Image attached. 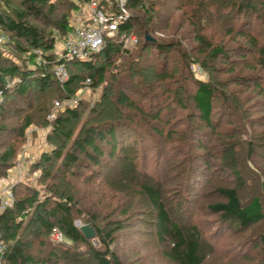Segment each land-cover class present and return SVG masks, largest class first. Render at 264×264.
Masks as SVG:
<instances>
[{"label":"trees","instance_id":"obj_1","mask_svg":"<svg viewBox=\"0 0 264 264\" xmlns=\"http://www.w3.org/2000/svg\"><path fill=\"white\" fill-rule=\"evenodd\" d=\"M80 1L86 4L91 2V0ZM10 2V0H0V27L3 32L10 35L12 41L9 46L11 49L19 54H27V57L21 60L18 65L17 60L10 61L8 56L0 51V93L4 99L7 100L11 94H14L23 100V104H28L32 90L36 88L40 92H45L58 82L54 77V71L62 63L66 67L73 66L86 72L88 78L85 79V82L90 80L94 87L104 84V93L99 102L90 110L88 117H85L76 135L73 131L64 132L63 128L73 120H81L78 108L67 107L64 112L59 113L64 116L54 120L53 132H56L55 136L67 144L54 148L50 153L41 157V161L45 163L48 170L41 165V161L36 164L37 169L42 171L44 180L51 182L47 186V196L41 200L36 193L32 192L29 195L28 192V195H17L18 193L14 191V206L0 214V235L4 246L0 252V264H52L51 260H56L55 258L58 260L59 256L55 253L47 254V259L40 256L43 254H40L39 257L34 255L31 251V243L24 240L27 230H34L30 236L32 235L35 240H38L45 235L50 238L53 228H58L66 238L67 243L55 245V250L61 249L60 251L64 252L65 257L71 256L70 252L73 246L80 245L84 249L79 254L89 255L96 264H123L120 256L116 255L112 249L117 241L113 235L115 231H108L107 227L99 224V215L88 216L85 207H78L74 194L65 186L68 184L67 181L70 183L72 179L82 176L77 171L78 169H105L109 167V161L115 159L124 162L123 164L128 170L124 172L125 175L119 183L120 188L129 190L130 186L139 185L141 196L145 199L144 202L153 209L155 234L157 239L166 244L168 248L167 260L173 264H208L211 253L199 230L174 220L169 206L163 200L161 191L148 183L139 184V177L135 174L138 146L142 140L146 139V133L150 131L155 136L167 140L174 134V131L170 129L173 126V121L165 114V104L167 107L170 99L158 105L155 101L154 89L166 87L167 95L171 96L170 102L175 103L183 111L192 109L196 115L193 113L191 115L197 116L198 124H201L202 128L210 131L215 137L218 136V132H222L219 131L221 121H213V117L216 115V100H221L223 110L218 115L230 117L226 123L228 126L226 133L238 137L240 142L247 141V153L243 161L249 174L251 171H255L254 174L251 173L254 183L259 184V178L262 179L263 183L260 185L263 191L264 159L261 160L263 166V170H261L257 167L256 158H259L258 150L264 148L261 145L264 133L262 136H253L252 140L251 138L247 140L248 135L243 123H240L239 127L233 126L235 113L238 116L236 121L243 120V118L241 107L233 97L234 93L229 92V87H226L222 82H213L212 77L208 83L196 81L190 71L192 59L189 58L188 50H182L174 43L153 41L149 38V33L169 30V18L176 11L186 12L188 8H192L195 10V14H186L181 28L188 22L194 25V31L197 30L195 40L199 44L201 54L206 55L205 62L201 65L206 69H211L214 68L212 65L214 61L219 58H227L228 54L222 46L212 45L210 41H207L208 38L201 31L207 29L206 17L213 16L216 13L217 4L218 7L219 4H222L227 8H237L238 17L249 13V20L253 26L254 18L261 19L259 15H256V11L259 9L264 11V0H232L229 3L224 0H146L144 1L146 3L142 5V0H132L128 4V10L130 13L132 10H142L145 16L143 20L130 14L131 17L120 24L115 37L107 39L105 47L99 53L92 55L87 61L72 62L62 58L57 59L56 38L52 34L46 35L43 29L34 25V22H43V26L52 25L62 34H69L72 31L69 17L59 5L62 3L69 8V11L73 12L76 10L73 1L22 0V9L19 10L12 9ZM202 5L207 11L199 17L196 15V11L203 9ZM100 7L108 14L115 12L111 0L100 2ZM60 12H63V15L60 16ZM221 12L223 13L222 19L225 17L224 15L229 16L228 12L219 10V13ZM222 21L221 23H223ZM212 23H218V26L225 25L219 23L217 17L211 20ZM228 32L230 35L237 34L242 44L251 46L252 52L245 47H242L241 52H246L247 55L250 52L252 56L248 66L249 71L263 74V77H255L252 86L259 95H264V43H261L256 34L245 31L244 26L240 30L230 27ZM131 37H136L139 41L133 50L125 46L126 40ZM153 47L160 54L177 53L176 56L181 59L183 71H187L184 80L190 84L193 92L188 90L176 92L178 86L176 89L173 88L176 86L178 77L175 71H168L165 67L161 70L155 68L154 70L157 71H153L155 75L148 76L147 67L143 63L148 62L147 52ZM37 52L41 54L37 55ZM119 58H124V60L122 65L117 66ZM38 60L40 61L38 62ZM110 68L116 70L120 68L121 71H108ZM122 72L127 73L131 82L122 76L118 77V74ZM15 79L17 86H11L10 80ZM78 79L77 76L70 75L68 81L61 85L66 100L72 99L71 87ZM109 79L111 83H108ZM240 79L241 85L248 81L247 76ZM134 82L140 86L139 89L135 87ZM108 89L109 91L112 89V91L107 95L105 91ZM144 100H148V102L145 103ZM146 104L149 108L145 107ZM8 108L11 107L0 105V132L9 130L3 124V119L9 114ZM226 110H230V112H225ZM14 114L18 113L14 111ZM253 123L251 124H256ZM28 124H30L29 120ZM236 124L238 123H235V126ZM253 127L255 128V126ZM16 133H18V137H23L25 128ZM198 144L202 150L209 151L202 138L199 139ZM13 158L16 157L15 148L12 147L0 155V177L3 176L2 170L6 172L10 169ZM231 158L232 153H226L224 161H222L227 169L228 165L232 164ZM56 163H59L58 167L55 166ZM208 165L210 163H207ZM54 168L56 172L53 171ZM236 175L240 180L241 173L238 170ZM72 182L74 183V181ZM218 193L224 201L210 205L209 210L219 216L220 222L246 231L264 221V202L261 197L251 196L248 200L243 201L236 188H221L218 189ZM79 216H84L86 222L90 223V226L95 230L94 239H86L80 228L75 225ZM120 225L117 227L118 231L123 229ZM256 247L260 249L263 258L261 262L254 264H264V233L260 234Z\"/></svg>","mask_w":264,"mask_h":264},{"label":"rangeland","instance_id":"obj_2","mask_svg":"<svg viewBox=\"0 0 264 264\" xmlns=\"http://www.w3.org/2000/svg\"><path fill=\"white\" fill-rule=\"evenodd\" d=\"M10 1L12 9H22V0ZM71 1L75 3L76 7L73 12L69 11V8L62 3L59 6L68 15L69 25L73 30L92 23L95 16L92 5L94 2L103 3L108 0H91L89 4L82 3L80 0ZM144 1L146 0H142L141 5L146 3ZM224 1L229 3L232 0ZM204 5H202L203 9H196L197 16L200 17L202 13L207 11ZM215 9L217 14L214 13L213 16L209 17L205 16L207 29L201 31L208 38L207 41H210L212 45L222 46L228 55L227 58H219L214 61L212 63L214 68L206 69L201 65L205 62L206 55L201 54L199 44L195 40L197 30L194 31V25L188 22L181 28L182 22L186 19V14H195V10H192V8H188L186 12L176 11L169 18V30L149 33V38L156 42L174 43L180 46L182 50H188L189 58L192 59L190 71L196 81L208 83L212 77L213 82H222L226 87L228 86L229 92L234 93L233 97L242 110L243 120L236 121L238 116L235 113L233 120L238 124L235 126L234 123L233 126L239 127L240 123H243L248 135L247 140H250V138L252 140L253 136L259 137L264 133V95H259L252 86L255 77H263V74L249 71L248 66L252 57L250 55V52H252L251 46L242 44L237 34L230 35L228 31L230 27L234 30H240L244 26L245 31H250L256 34L257 37L259 36L263 44L264 19L262 20V17L264 18V11L260 9L256 11V15H259L261 19L256 20L254 18L252 23L255 24L252 26L249 13L238 17L236 14L237 8H227L222 4H219V7L217 4ZM219 10H223L225 13L228 12L229 16L224 15L225 17L222 19L223 13H219ZM130 14L141 20L145 17L140 9L132 10ZM59 15H63V12H60ZM216 17L219 18V23L223 20L221 24L225 25L211 24V20ZM42 23L34 22V25H38L43 29L46 35L52 34L56 38L57 59L60 60L62 58L61 47L70 33L62 34L52 25L43 26ZM1 29L0 27V37H3L5 42L0 45V51L5 53L10 61L17 60L16 62L19 65L21 60L26 59L27 54L14 52L9 46L10 41H12L10 35ZM242 47L250 49L248 55L246 52H241ZM126 48L133 50L135 47ZM36 54L40 55L41 53L37 52ZM147 54L148 62L143 64L147 67L146 73L149 77L155 75L154 72H157L154 70L155 68L161 70L165 67L168 71H175L178 77L176 86L173 88L176 89L178 86L176 92L182 90L192 91L190 84H187L184 80L187 71H183L182 62L176 56L177 53L169 52L166 54L165 52L160 54L153 47L148 50ZM123 60L124 58H119L117 66L122 65ZM143 64L141 63V66ZM108 71L120 72L121 69L110 68ZM65 73L68 78L70 75L79 78L71 87L73 95L72 99L69 100H66V96L61 89V85L65 82L61 81L63 75L59 70L54 71V77L58 82L45 92H40L36 88L32 90V94L28 98V104H23V100L14 94H11L6 100L0 93V105L11 107L8 108L9 114L3 119V124L9 130L0 132V155L12 147L15 148L16 157L13 158L9 170H6V172L2 170L3 176L0 177L2 189L12 187L18 193L17 195H28V192L30 195L33 192L36 193L39 199L43 200L48 194L47 186L51 182L44 180L42 171L37 169L36 164L40 163L44 154L67 144L65 141L58 140L55 136L56 132H53L54 120L57 117H63L64 115L59 113L64 112L67 107L78 108L81 120H73L63 128L64 132L73 131L76 135L85 117H88L90 110L99 102L101 95L104 93V84L99 87H94L92 84L87 85L85 82V79L88 78L86 72L68 66ZM120 76L131 82L127 73H119L118 77ZM243 76H247L248 81L241 85L239 82ZM136 80L138 81V79ZM10 81L11 86H17L16 79ZM107 81L111 83L110 79ZM134 83L135 87L139 89L140 86H137L136 82ZM154 90V93H156L154 95L156 97L155 101L158 105L169 99L171 101V96L167 95L165 91L166 87L161 89L157 87ZM111 91L108 89L105 93L107 92L108 95ZM70 100L73 101V104L69 103ZM170 101L167 107L165 104V114L173 121V126L170 128L174 131L173 137L167 140L155 136L150 131L146 133V139L142 140L138 146L135 174L139 177V184L148 183L157 187L163 195V200L169 206L174 220L182 225L196 227L199 230L211 253L208 264H254L261 262L263 256L256 245L260 234L264 233V221L244 231L233 225L220 222L219 216L209 210L210 205L224 201L218 193V189L221 188L238 189L243 201L248 200L251 196H259L264 202V191L260 185L263 183L262 179L259 178V184L254 183L251 173L254 174L255 171H251L249 174L243 161L247 153V141L240 142L241 140L238 137L226 133L228 129L226 123L230 117L218 115L223 110L221 100H216V115L213 117V121H221L219 131L222 132H218L217 137L212 136L210 131L198 124V118L194 116L196 114L192 109L180 110L175 103ZM56 102L62 105L59 110L56 109ZM144 102L147 103L148 100H144ZM145 107L149 108L147 104ZM14 111L18 114H14ZM225 112H230V110ZM52 115H54V119L49 120L48 117ZM27 119L30 122L28 125ZM251 123L256 124L252 125ZM22 128H25L24 136L18 137L16 132H19ZM200 138L207 144L209 151L200 148V144H198ZM261 145L264 146V140H262ZM226 153H232L230 160L232 164L228 165V169L224 167L222 162ZM258 154L259 158H256L257 167L263 170L261 164V160L264 159L263 147L258 150ZM123 163L115 159L109 161V167L105 169H76L82 176L72 179L74 183L67 181L68 184L65 186L74 194L78 207H85L88 216L99 215V224L105 228L107 227L108 231H115L113 235L117 241L112 249L116 255L120 256L123 264H173L166 258L168 252L166 244L161 243L156 237L155 225L153 224L154 218L152 217L153 209L144 202L145 199L141 196L142 192L139 185L135 187L132 185L129 190L120 188L119 183L125 175L124 172L128 171ZM207 163H210V165L207 166ZM44 164L41 161V165L48 170V167ZM57 165L59 163H56L55 166L58 167ZM55 168L53 171L56 172ZM237 170L241 173L240 180L236 175ZM117 187L119 188L116 189ZM79 217L76 220V226H90V223H87V220L83 218L84 216ZM119 225L123 228L121 231L117 230ZM33 231L27 230L24 240L31 243V251L34 255L39 257L40 254H43L40 256L47 259V254L55 253L61 259L51 260L52 264H96L89 255L79 254L84 249L82 246H73L70 252L71 256L65 257L64 252L60 251L61 249L55 250L57 243L54 244L55 242L51 240V237L45 235L41 239L35 240V237L30 236ZM42 241H44L43 245ZM48 245L50 246L48 247Z\"/></svg>","mask_w":264,"mask_h":264},{"label":"built area","instance_id":"obj_3","mask_svg":"<svg viewBox=\"0 0 264 264\" xmlns=\"http://www.w3.org/2000/svg\"><path fill=\"white\" fill-rule=\"evenodd\" d=\"M132 0H111L114 6L115 12L108 14L103 8L100 7V3L94 2V17L92 23L89 25L73 29L64 44L62 45V59L68 62L72 61H87L92 55L99 53L106 45L107 39L114 38L118 32L119 26L122 22L129 19L130 13L128 10V4ZM5 39L0 37V45L4 44ZM138 39L131 37L126 40V47H135L138 45ZM56 70L62 72L61 81L64 83L68 81L66 75V66L64 63L58 65ZM87 85L92 84L90 80H87ZM73 104V101H69ZM56 109L62 108L59 102L55 103ZM49 120L54 119V115L48 117ZM15 204V195L12 187L2 189L0 186V214L6 209L12 208ZM51 240L55 243L61 244L66 242L64 234L58 229L53 228L50 233ZM4 249L2 238L0 235V252Z\"/></svg>","mask_w":264,"mask_h":264},{"label":"water","instance_id":"obj_4","mask_svg":"<svg viewBox=\"0 0 264 264\" xmlns=\"http://www.w3.org/2000/svg\"><path fill=\"white\" fill-rule=\"evenodd\" d=\"M80 228L81 232L85 236L86 239L92 240L95 238L96 233L95 230L90 226H77Z\"/></svg>","mask_w":264,"mask_h":264}]
</instances>
